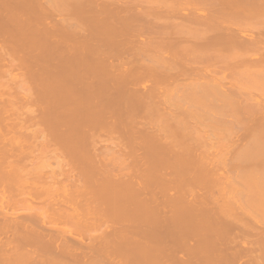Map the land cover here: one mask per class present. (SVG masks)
Listing matches in <instances>:
<instances>
[{
    "label": "bare ground",
    "instance_id": "1",
    "mask_svg": "<svg viewBox=\"0 0 264 264\" xmlns=\"http://www.w3.org/2000/svg\"><path fill=\"white\" fill-rule=\"evenodd\" d=\"M245 136L264 0H0V264H264Z\"/></svg>",
    "mask_w": 264,
    "mask_h": 264
},
{
    "label": "rangeland",
    "instance_id": "2",
    "mask_svg": "<svg viewBox=\"0 0 264 264\" xmlns=\"http://www.w3.org/2000/svg\"><path fill=\"white\" fill-rule=\"evenodd\" d=\"M51 1H55V0H51ZM70 1L71 0H68V3H70ZM16 10V9H15ZM13 11L14 13H16V12H18L17 10L16 11ZM8 12V11H7ZM9 13H12L11 11H9ZM56 14H53V17H51L52 19H56ZM64 17H66V15H64ZM67 17H69V16H67ZM116 61V60H115ZM51 71V70H50ZM53 71V70H52ZM54 72V71H53ZM56 72V73H55ZM54 73H55V75H57V77L56 76H54V73L52 74L53 76H54V78H53V76L52 75H50L49 76V73L47 74V80H49V82H51L52 84L51 85H53L52 87L50 86H46L47 84H44L43 82H48L47 80H45V81H41L40 80V83H39V81L37 80V82H36V84L38 83V84H41V85H38L37 84V86L39 87V90H41L40 92L42 93V92H44V94L43 95H52L51 97L52 98H59V96H61L62 95V92H63V87L62 86H60L62 83H63V77H62V71L61 70H58V71H55ZM59 74H58V73ZM58 75H60V76H58ZM49 77H51V78H49ZM56 77V78H55ZM55 79V80H54ZM42 82V83H41ZM45 86H44V85ZM56 85V86H55ZM58 85V86H57ZM191 88V89H190ZM189 89V91H190V94L193 92V94H194V91H197L198 89H200V88H197V87H190ZM180 92H174L173 94H172V99H180L181 98V96H180ZM183 97V96H182ZM61 108V109H60ZM60 108H58L57 110H54V112L55 113H57V112H59V111H61L62 109H64L65 107H60ZM171 110H175V108L173 109H171ZM209 112H210V110H208ZM242 126H240V125H235V127H232V128H234L235 129V131H243V129L241 128ZM199 129H205V130H208V131H215V127H211V126H209V124H206V126L205 127H203V126H201V127H198ZM241 128V129H240ZM244 128V127H243ZM220 129H226L225 127H223V128H220ZM250 139V140H249ZM254 139V137H250V136H248V138H247V136H245L244 138H243V140H241L237 145H236V147H234V148H231L229 151H230V154H231V156H234L235 158H237L238 159V161H240L241 163H240V166L238 167V172H244L245 173V171L247 170V169H249L250 167H252V166H254L255 164H253V165H251L252 164V162L253 163H257L258 164V168H256V169H259V170H257V172L258 173H260L259 174V178H261V179H263V181L261 182V184L259 185V186H257V185H251L252 187H249V188H252V189H249L247 186H245V187H243L242 188V195L245 197H247L248 195L250 196V195H252V194H260V195H263L264 196V144L262 145V150H263V152L261 153V154H257V149H254L253 147L251 148V146H253V144L251 143L252 142V140ZM249 140V141H248ZM53 146H51V148H52ZM250 150H252L251 152H248V151H250ZM37 153V152H36ZM250 157H252V158H258V159H255V161L254 160H247L246 158H250ZM52 164H53V161H52ZM256 167H257V165H256ZM243 173V174H244ZM241 176H244V175H242L241 174ZM249 176V175H248ZM246 177V176H245ZM242 178V177H241ZM248 178H251V177H248ZM243 179V178H242ZM245 179V178H244ZM253 184H255V183H253ZM243 185V184H242ZM245 200V199H244ZM246 201V202H245ZM245 201H243L242 203H241V205L243 206V207H245V208H248V209H251V210H258V208H263V212H264V200L260 203V205L257 203V201H247V200H245ZM35 204H38V203H35ZM17 209V208H16ZM18 209H20V208H18ZM17 209V210H18ZM21 209H22V207H21ZM264 215V214H263ZM264 218V217H263ZM261 219V223H260V225L262 226V227H264V219ZM263 220V221H262ZM190 242H193V243H197L198 242V239H196V238H193V239H190L189 240ZM183 253V255H182V257H187V254H185L184 255V252H182L181 251V254Z\"/></svg>",
    "mask_w": 264,
    "mask_h": 264
}]
</instances>
